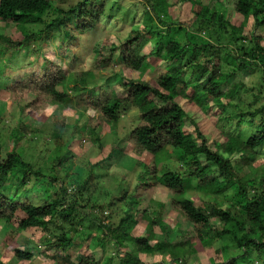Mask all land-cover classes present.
I'll list each match as a JSON object with an SVG mask.
<instances>
[{"label":"trees","instance_id":"1","mask_svg":"<svg viewBox=\"0 0 264 264\" xmlns=\"http://www.w3.org/2000/svg\"><path fill=\"white\" fill-rule=\"evenodd\" d=\"M145 1L148 4L145 12L156 15L164 32H154L149 26L132 30L108 52L104 51L101 40L90 44L83 60L87 59L90 66L110 67L109 75L99 81L87 68L66 76L62 58L77 36L93 34L99 29L108 0H77L66 10L52 5V0H0V21L22 27L19 39L0 35V99L5 108L15 105L20 112L10 131L11 145L0 142V225L9 227L8 236L30 228L40 230L44 233L38 241L43 246L42 253L55 263L98 264L90 250L101 249L107 242L116 256L107 258L104 264H113L115 260L119 264H164L141 259L143 255L155 257L156 254L170 256L175 264H188L187 253L194 251V244L187 243L194 240L195 232L214 229L211 221L221 225L214 229L220 232L219 252L227 253L228 244L238 252L237 258L232 254L222 264H238L248 260L253 252L261 257L264 254V94L260 90L264 85V68H261L264 47L257 31L264 27V0H228L236 14L254 21L253 30L245 36H242L244 22L232 25L227 20V0ZM164 3L166 8L183 4L182 17H188L190 12L194 17L189 28L179 26L183 29L182 44L174 38L179 35L176 26L158 17L161 11L158 5ZM187 3L191 5L190 11L186 10ZM195 6L198 7L193 10ZM214 26L221 32L216 38L200 35L214 34ZM149 41L153 48L142 54L143 45ZM226 44L236 49L228 50ZM116 52L118 60L114 61ZM69 56L71 59L73 54ZM20 57L26 60L20 68L24 72L20 80L12 79V75L20 72L13 69V61ZM145 62L150 63L155 74L148 80L134 79L128 72L140 71ZM225 66L233 70L223 72ZM113 67H118L120 73L116 74ZM247 70L259 74L261 86L257 94L235 81ZM112 84L116 87L112 88ZM242 94H252L254 100L261 98L263 104H248L247 109H241L243 112L237 116L233 130L226 131L225 126L232 121L225 116L227 109L238 107L243 101ZM234 99L239 100L238 105L232 103ZM49 107L58 115L52 116V129L43 138V147L47 150L51 145L54 147L43 166L40 161L27 160L19 142L34 132L23 121L26 113L41 114ZM189 107H196L205 115L212 110L218 113L216 117L214 112L210 115L220 125L211 139L202 132L204 126L196 121L195 112L186 111ZM128 109L136 111L137 121L125 137L124 146L135 156L141 170L134 189L129 192L125 186L106 206L99 205L92 199L104 181L96 170L111 159L115 147L100 162H88L87 173L79 169L73 179L65 169L76 155L70 145L65 146V138L77 134L81 140L98 143V149H102L101 138L105 133L115 134L120 113ZM61 112L75 113L74 123H66ZM186 123L192 130L184 128ZM242 124L251 128L246 139L234 136L242 132ZM37 126L34 129L42 134V125L37 123ZM216 134L222 142H217ZM142 156L144 160L140 159ZM163 157L178 164L165 168ZM122 178L126 175L122 174ZM43 181L50 186L44 188ZM157 186L167 196L164 204H157L145 195ZM188 191L206 197L202 207L183 197ZM108 195L104 191L101 199L104 201ZM120 203L124 207L120 208L123 216L118 224L105 225V218H101L105 210ZM152 205L165 207L179 218L180 226L174 232L178 243L162 237L157 240L153 227L159 225L163 231L166 228L158 216H151ZM84 220H89L92 226H85ZM144 223L146 236H133L132 231ZM93 230L100 232L101 237L93 234ZM76 238L83 245L77 244ZM75 247L79 250L76 255L71 252ZM13 253L19 262L32 257L31 248H15ZM0 264H6L2 254Z\"/></svg>","mask_w":264,"mask_h":264},{"label":"rangeland","instance_id":"2","mask_svg":"<svg viewBox=\"0 0 264 264\" xmlns=\"http://www.w3.org/2000/svg\"><path fill=\"white\" fill-rule=\"evenodd\" d=\"M200 1V0H198ZM54 6L56 7H62L66 10V8H69L70 6H73L77 0H52ZM115 2H117L120 6L118 7ZM163 2V1H162ZM225 3H229V1H225ZM153 4V3H152ZM230 4V5H229ZM227 4V10H226V18L227 20L233 25L239 22H244V29L245 32L242 34V36L248 35L249 32L253 30V19L251 17L243 18L242 16L236 14L234 12L233 7L231 6V3ZM164 4H159L158 7L161 10L158 14V17L160 20H164V22L173 23L176 26V32L179 33V35L175 36L174 38L181 41V36L183 33L181 31L183 29H179L181 27L179 26H188V28L191 26L190 24L193 22V15L191 12L189 13L188 17H182V5L178 4L176 6H168L167 8L164 7ZM153 6V5H152ZM156 8V6H154ZM198 6L193 7L196 8ZM191 5L187 3L186 10L189 9L190 11ZM112 9V11H110ZM148 9V4L145 0H108L107 4V10L105 13V17L102 18V21L99 25V29L96 32H93V34H85V35H79L77 36L76 40L73 41L70 44L69 50L67 51V55L62 58V65L64 69L65 75L73 74L75 71L84 70L87 68L88 70H91L92 76L99 81L102 80L103 76L109 75L110 67L108 68H98L95 66H90L88 64V60H83V57L88 54V50L91 48L90 44L95 42L96 40H101L103 43L104 51L108 52L110 48L117 46L118 41L124 39L128 33L132 30H140L143 27H150L154 32H164V29L160 25L159 21L157 20L156 15L153 13V15L146 13L145 10ZM152 12V11H151ZM149 17L152 18V21L149 20ZM170 19H167V18ZM169 20V21H167ZM72 31L73 27L71 24L68 26ZM19 32H22L21 25H10V24H4L0 21V35L3 34L7 38L12 39H19L20 34ZM221 32L216 29V26H214V34L210 32V35L200 33L201 36H204L206 39L216 38V34H220ZM257 33H260L262 36V46L264 47V27L260 28ZM100 34V35H99ZM2 42V40H0ZM245 43H243L244 45ZM228 45V44H226ZM246 46V45H245ZM152 43L149 41L145 45H143L141 49L142 54H147L152 49ZM228 50H235L236 46L234 45H228ZM72 53L73 57L70 59L69 54ZM114 61H117L118 57L117 53H114ZM43 59V58H42ZM41 61V59H40ZM3 63V62H2ZM26 64V60L24 57H20L19 59H14L13 61V69L15 71H20L18 74L12 75V79L20 80L24 70H21L20 68ZM151 65L149 62H145L142 66L140 71L137 72H128L132 75L134 79H144L148 80L153 77V73L151 71ZM262 69L264 66L261 67ZM114 70H116V74L120 73L119 68L113 67ZM233 69L229 68L227 66L224 67L223 72H231ZM234 81V80H233ZM235 81L238 84H243L246 88H252L255 90V94L259 92V82L261 79L259 78V74H252L250 70L242 72L238 77L235 78ZM90 85L93 84V82H89ZM261 86V85H260ZM116 85L112 84V88H115ZM262 94H264V85L262 86ZM242 101L241 104H239V108L236 107H230L227 110V113L225 116L227 118H232V121L225 126L226 131H232L234 124L237 122L238 115H240L244 110L247 109L248 104H253L254 106H259L260 104H263V100L261 98L254 100L252 98V94L248 95H241L240 98ZM232 103L235 105H238L239 100L234 99L232 100ZM246 107V108H245ZM194 111L195 115H197L196 121H200L203 126V133L206 136L207 139H211L213 136V133H216V126L220 127L219 122L215 123L216 113L215 110L210 111L209 114H204L200 110H196V107H189L186 108V111ZM0 111H1V117L3 119L2 123H0V142L7 143L11 145L12 137L10 136V131L13 126L17 123V120L19 118L20 112L19 108L15 105L5 108V106L2 105V100L0 99ZM56 110L52 107L45 108L43 113L41 114H33L30 116V112H27L25 119L23 120L26 125L31 127L30 129H33L34 132H32V135L30 137H24L20 142L19 146L23 148L24 150V156L28 160L30 156L32 157V161L38 163V161L41 162L43 166H46L48 163L47 155L52 154L53 146H50V149L47 150L44 145L43 138L45 135H47L50 130L52 129L51 119L52 116L58 115V112H55ZM213 113V118L210 117L211 113ZM60 114H64L66 116V123L73 124L75 120V113L72 112H61ZM88 115H91V112L87 113ZM137 121L136 111L134 109H128L120 113V119L116 126V131L114 133H105V135L101 138L100 143H102V149H98V143H93L92 141H83L81 140L77 134L70 135V137L65 138V146L70 145L71 150H74L76 157L72 160L71 163H68L66 167V171H68V175L70 178L75 179L76 174L79 173V169L83 172V174H86V166L87 163H97L100 162L103 158L108 157L110 151L112 148L115 147V152L113 153L111 159L105 160L103 164H101L98 169L96 170L99 177L102 178L104 183H101L98 194H95L93 196L92 201L106 206L109 200L115 195H117L121 188H124L125 186L128 187L129 192L134 189L136 184V176L140 172V167L136 165V158L129 152V148L124 146V139L128 135L129 131L134 126L135 122ZM37 123L42 125L43 133L39 134L34 127H38ZM185 129L192 130V126L188 123H186ZM251 130L250 127H247L246 124L241 125V133H236L234 136H237L239 138H245L248 136L249 131ZM193 133V131H192ZM192 136L195 139V134L193 133ZM216 140L217 142H222L223 139L220 137L219 134H216ZM77 141L81 144L78 146ZM47 145V144H45ZM66 148V147H65ZM65 148L62 150L65 151ZM43 150L45 152H43ZM41 157H40V156ZM4 156V155H3ZM40 157V158H39ZM140 159L144 160L145 156H142ZM161 162L165 168H172L175 167L178 162L174 160H166V158H161ZM264 165V164H262ZM107 167V168H106ZM158 167V166H157ZM162 168V166H161ZM264 168V167H263ZM163 172V170H161ZM122 174L126 175V178H122ZM160 174V171H159ZM84 177V175H83ZM67 179H65L66 181ZM37 182V180H35ZM69 182V180H67ZM38 184V183H37ZM44 188H47L50 186V184H47L45 181H43ZM191 187L193 185L191 184ZM104 191H106L109 195L104 199V201L101 199ZM193 191H188L183 197L186 199L191 200L196 206L202 207V200H207L206 197H202L200 193L194 194ZM147 197H151L154 202H157V204L166 203L167 196L165 195V192L159 188L158 186L155 188V190L150 193H145ZM128 196L125 199V204L128 202ZM124 203H120L117 206L113 207L111 210H105V213L101 216L104 217L105 221L104 224L109 222V224L116 225L120 221L121 217L123 216V209ZM160 205H152L151 210V216L154 218V215L158 216L159 219L162 220L163 225L166 228V231H163L160 229L159 225L153 227V233L157 236V240L162 239L170 242V243H178L176 236L174 235L175 230L180 226L179 218L177 219V216L174 213H170L167 208L165 207H159ZM96 218H98V214H95ZM89 217H87L88 219ZM100 218V216H99ZM86 223L85 226H92L91 222L89 220H84L83 223ZM82 223V224H83ZM90 223V224H89ZM0 255L2 254V260L6 264H64L59 262H54V260L49 257L48 254L42 253V245L38 242L41 238V236H44V233H42L40 230L37 229H26L22 231H15L12 233V236H8L7 233H9V227L0 225ZM147 224H139L133 231V236H146L147 233H145ZM211 226L215 227L214 229L220 227L221 225L215 222L211 221ZM93 229V228H92ZM214 229L207 228L202 233L195 232L193 236L194 240L191 242H188V245H193V252L187 253V262L188 264H222L224 262V258L227 256H231L233 254V257L237 256L236 253L238 252L233 250L231 245L228 243V250L227 253L219 252L221 250V245L218 243V238L220 235L219 231H214ZM84 232V231H83ZM93 234L96 236L101 237V233L97 232L96 230H93ZM85 236V234H82ZM74 241L77 244L83 245V242L76 238ZM39 243V244H38ZM105 247H102L101 249H91L90 252L92 256H94L95 260L98 262V264H104L107 258H115V253L113 250V247L111 244H108L107 242L104 244ZM231 247V248H229ZM18 248L20 250L22 249H29L31 248V259L19 262L17 261L16 257L14 256V249ZM71 252L76 255L79 253L78 247H75L71 249ZM105 252V253H102ZM185 253V252H184ZM180 256H183L184 254L180 253ZM238 257V256H237ZM235 257V258H237ZM72 258V257H71ZM146 263H152V262H163L164 264H175L174 261L171 260L170 256H158V254L155 255V257L151 256H142L141 258ZM70 261H73L71 259ZM74 262V261H73ZM113 264H119L117 260L114 261ZM238 264H264V254L259 257L258 255L252 253L250 255V258L248 260L239 261Z\"/></svg>","mask_w":264,"mask_h":264},{"label":"clouds","instance_id":"3","mask_svg":"<svg viewBox=\"0 0 264 264\" xmlns=\"http://www.w3.org/2000/svg\"><path fill=\"white\" fill-rule=\"evenodd\" d=\"M116 53H117V52H116ZM117 54H118V53H117ZM114 57H115V56H114ZM32 157H33V156H31L28 160H29V161H32ZM32 162H33V161H32ZM36 162H37V161H36ZM36 162H33V163H36Z\"/></svg>","mask_w":264,"mask_h":264}]
</instances>
